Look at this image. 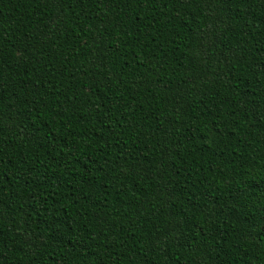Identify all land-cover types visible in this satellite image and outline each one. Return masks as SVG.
<instances>
[{
	"label": "trees",
	"instance_id": "trees-1",
	"mask_svg": "<svg viewBox=\"0 0 264 264\" xmlns=\"http://www.w3.org/2000/svg\"><path fill=\"white\" fill-rule=\"evenodd\" d=\"M0 264H264V0H0Z\"/></svg>",
	"mask_w": 264,
	"mask_h": 264
}]
</instances>
